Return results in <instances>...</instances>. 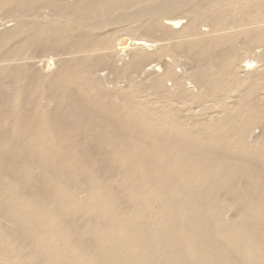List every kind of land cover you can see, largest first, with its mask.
<instances>
[{
    "label": "rangeland",
    "instance_id": "rangeland-1",
    "mask_svg": "<svg viewBox=\"0 0 264 264\" xmlns=\"http://www.w3.org/2000/svg\"><path fill=\"white\" fill-rule=\"evenodd\" d=\"M184 1H61L52 7L59 16L39 18L33 30L13 16L0 20V79L9 82L0 84V264H264V0L253 10L246 0ZM201 4L221 16L216 29ZM54 26L69 32L46 50ZM123 35L156 43L121 58L109 49L103 63L86 56ZM58 45L73 51L55 72L100 69L63 111L48 105L56 81L38 83L49 51L66 57ZM137 52L145 70L132 64ZM228 59L233 70L217 71ZM249 59L258 73L244 67ZM203 71L220 89L195 80ZM16 72L26 79L15 83ZM17 87L32 99H13ZM240 186L243 199L232 191ZM45 192L56 206L36 205Z\"/></svg>",
    "mask_w": 264,
    "mask_h": 264
},
{
    "label": "bare ground",
    "instance_id": "bare-ground-1",
    "mask_svg": "<svg viewBox=\"0 0 264 264\" xmlns=\"http://www.w3.org/2000/svg\"><path fill=\"white\" fill-rule=\"evenodd\" d=\"M61 1H68V0H4V1H0V4L1 5H3L2 7H0V20L1 19H8V18H10L11 16H13V17H15L14 19H16V21H18V23L20 22V25H25V26H29L32 30L34 29V22H40V19H44V18H46V17H51V18H54V17H57V16H59V14L60 13H58L54 8H52L53 7V5H55L56 3H59V2H61ZM72 1V0H71ZM85 1V3L87 2V0H77V2H84ZM169 1H173V0H165V2H169ZM186 1H184L183 0V2H181V5L182 6H184L186 3H185ZM254 0H246L245 1V6L247 7V9H249V10H253V8H255V6H254ZM210 3V2H209ZM0 5V6H1ZM177 4H174V3H170V5H169V8H170V11H172L173 9H174V7L176 6ZM83 6V5H82ZM85 6V5H84ZM208 6H207V4H205L204 6H203V4H201L200 5V9L199 10H201V11H205V12H201V15L203 16V17H205V20L207 21V22H209V24L211 25V26H214L213 28H215L216 26L215 25H217V19H220V15H217V14H213V12H209L210 10L207 8ZM173 8V9H172ZM159 10H162V8H159ZM262 10H264V2L262 3V5H261V11ZM160 12V11H159ZM151 13V12H150ZM101 14H103V13H101ZM210 15V16H209ZM138 17H142L143 16V14H141V15H137ZM40 18V19H39ZM173 21H175L176 23H180V20L178 19H176V18H171ZM86 23V22H85ZM87 27V26H86ZM90 28V27H89ZM212 28V29H213ZM232 28V27H231ZM53 33H54V35L52 36V38L48 41V43H47V41L44 43V48L46 49V50H49V49H51V47H52V45H50V43L52 42V41H57V42H59V41H63L66 37H67V35H68V32H69V30H63V31H61V30H58V29H56V27L54 26L53 28ZM216 29V28H215ZM48 30V29H47ZM50 30V29H49ZM35 31V30H34ZM36 31H39V30H36ZM43 31H46V29L45 30H43ZM139 31V30H138ZM87 32V31H86ZM141 32H143V31H141ZM181 32H183V31H181ZM140 33V32H139ZM145 34V33H144ZM143 35V34H142ZM156 36V35H155ZM206 36V35H205ZM167 39H169L170 37H166ZM190 38V37H189ZM264 38V37H263ZM262 38V39H263ZM108 39V38H107ZM135 40V41H134ZM136 40H138V41H142V42H140V43H138V42H136ZM163 40V39H162ZM109 41H110V44L109 45H105V42H104V44L103 45H99V44H93V45H91V47H89V49H88V51L90 52V54L89 55H86L87 57H91V59L92 60H97V57H101L102 58V63L105 61V59H106V57H110V56H112V54L111 53H109L110 51H108L109 49H113V48H117L115 51L114 50H112L111 52L116 56V57H118V58H121L122 56H124V54L126 53V52H129L131 49H137V48H146V47H154V45H155V43H156V41L155 40H150V39H146V38H133V37H130V36H128V35H126V36H120V37H117V38H114V39H109ZM175 41V40H174ZM179 41H180V39H179ZM257 42V41H256ZM255 42V43H256ZM83 46H85V47H88V44H84ZM58 47H61L60 49H59V52H58V54L60 55H65L66 57L65 58H63V57H57L56 55L57 54H55L53 51H49L48 52V54H47V59H46V61H44L45 62V66H44V70L45 69H47V68H50V70L49 71H47V72H44V74L42 75L43 76V78H39L38 79V83H44L47 79H49V81H51V80H55L56 81V84H55V88H56V92H55V97L54 98H50L49 99V103H48V105L49 106H51L52 107V105H53V107H54V105L56 106V107H58L59 109H61L62 108V104L65 102V98H69L70 96H71V93L72 94H74V93H76L75 91H76V87H78V88H81V87H83V86H86V85H88V83H91L95 78H99V76L97 75L98 74V71L100 70L99 68H94L93 66H88L87 67V65H81V67H83V70H84V72H83V70H82V75L80 76V75H76V76H74L75 78H73L72 76H65V74L66 73H62V72H55V67L57 66V64L58 63H66V64H70L71 62H66V61H69V60H71L70 58H68L67 56L73 51V49L72 48H69V47H65V45H58ZM171 46H169V48H170ZM174 50V49H173ZM100 52H102V53H100ZM174 52V51H173ZM233 52V51H232ZM172 53V52H171ZM176 52H174V54H175ZM184 53H185V51H184ZM87 54V53H86ZM176 55V54H175ZM137 57H141V54L140 53H136L135 55H134V58L131 60L133 63V65H135V68L137 69V70H145L146 68H144V61L142 60V59H140V60H137ZM224 57V56H223ZM260 57H263V56H260ZM84 57H80L79 59H75V61H78V60H84L83 59ZM88 59V58H87ZM238 59H240V58H238ZM201 61V64H204V62H203V60H200ZM235 60H233V59H228V60H226L225 62L224 61H218L217 62V71H223L224 69H227V68H229L230 67V65L232 66V70H233V68H234V64H233V62H234ZM22 62V61H21ZM247 63H246V65H244V67L248 70V71H250V72H253V74H256V73H258L257 71V69H253L252 70V67H254L255 66V64H256V60H254V59H249V60H247L246 61ZM12 63H16V61L15 62H12ZM17 63H19L18 61H17ZM113 63V62H112ZM197 63H200V62H197ZM120 64H122V62L120 63ZM122 65H124V64H122ZM197 65V64H196ZM1 66V65H0ZM157 66V65H156ZM195 66V65H194ZM201 66V65H200ZM199 66V67H200ZM204 66V65H203ZM207 66V65H206ZM20 67V68H19ZM93 67V68H92ZM151 67V66H150ZM154 67V66H153ZM195 67H197V66H195ZM16 68H19V69H22V68H25V65L24 64H18V65H16V66H14L13 67V69H16ZM149 68V67H148ZM147 68V69H148ZM206 68V67H205ZM1 69H4V68H2V67H0V70ZM88 69H89V71H88ZM136 69L134 70V72L136 71ZM195 69H197V68H195ZM260 70V69H259ZM53 71V72H52ZM88 71V72H87ZM49 72V73H48ZM51 72V73H50ZM55 72V73H54ZM145 72H147V71H145ZM151 72V71H150ZM53 73V74H52ZM142 73V72H141ZM144 73V72H143ZM214 73L216 74V71H214ZM166 75H168L169 73H165ZM165 74H164V76H165ZM261 74V73H260ZM213 74H210V73H208V72H206V71H203L202 73H201V75H196V79L195 80H197L198 82H201V84H202V87L204 86V85H206V84H208L207 86H206V89H212V91H215V90H217V89H220V87H218L217 86V84H215V81L214 80H211V78H210V76H212ZM256 76V75H255ZM237 77V76H236ZM217 78V77H216ZM23 79H26V76L24 75V74H20V73H18L17 74V72L15 73V75L13 76V81L15 82V83H19V82H21V80H23ZM202 79H204V80H206V81H204V80H202ZM71 81V82H70ZM1 82H3V85L5 84V83H7V84H9V82H8V80L6 79V80H3V79H0V84H1ZM98 82H99V85H100V80H98ZM10 83H12V82H10ZM6 84V85H7ZM50 84V83H49ZM224 84V83H223ZM232 84V83H231ZM11 85V84H10ZM34 85V84H33ZM36 85H40V84H36ZM52 86V85H51ZM177 86H181V84L180 83H178V85ZM176 86V87H177ZM224 86V85H223ZM73 87V88H72ZM68 88H71L70 90H71V92L68 90ZM157 88V87H156ZM169 88V87H168ZM175 88V87H174ZM15 90L16 91H14V89H13V96L12 97H14L13 99H18V100H23V99H32V92H28L27 94H25L24 96H22V94H21V92H19L21 89L20 88H15ZM30 91V90H29ZM31 93V94H30ZM47 93H48V95H50L51 94V91L48 89L47 90ZM105 93H109L108 91H105ZM117 93V92H116ZM116 93H115V95H114V99H116ZM225 93V92H224ZM201 94L202 93H200L199 94V96L197 97V98H199V97H201ZM186 95L187 96H189V94L188 93H186ZM131 95H128V97H130ZM192 96V95H191ZM49 98V97H48ZM67 98V99H68ZM120 98V97H119ZM192 98H193V96H192ZM253 99V98H252ZM17 100V101H18ZM70 100V99H69ZM194 100H196V99H194ZM198 101V100H197ZM83 102V101H82ZM81 102V103H82ZM127 102V101H126ZM196 102V101H195ZM200 102V101H199ZM240 102H241V100L240 101H238V103L240 104ZM78 103H79V101H78ZM77 103V101H76V104H78ZM248 103V102H247ZM35 104V103H34ZM45 104V103H44ZM66 104H68V103H66ZM80 104V103H79ZM83 104V103H82ZM258 104V103H257ZM36 105V104H35ZM48 105H44V106H48ZM75 105V104H74ZM247 105H249V104H247ZM69 105H67V107H68ZM259 106V105H258ZM65 107V106H64ZM72 107V106H71ZM57 108V109H58ZM68 108H70V107H68ZM72 108H74V107H72ZM124 109L126 108V107H123ZM44 110V112L46 111L45 109H48V108H43ZM52 109V108H51ZM79 109H80V107H79ZM62 110V109H61ZM242 110H244V108L242 109ZM63 111V110H62ZM82 111V110H81ZM80 111V112H81ZM252 111V110H251ZM243 112V111H242ZM70 113H75V111L74 110H70ZM69 113V114H70ZM79 113V112H78ZM264 113V112H263ZM41 114H44V113H41ZM65 114H67V113H65ZM107 115V114H106ZM253 115V114H252ZM61 116V115H60ZM70 116H72V115H70ZM69 116V117H70ZM74 116V115H73ZM56 118V117H55ZM65 117H63V119H64ZM71 118V117H70ZM71 119H73V118H71ZM245 119V118H244ZM248 119V118H247ZM70 120V119H69ZM87 120V119H86ZM64 121V120H63ZM66 121V120H65ZM88 121V120H87ZM135 122H137V121H142V118L141 117H137L136 118V120H134ZM57 122H59V121H57ZM79 122V121H78ZM97 122V120H96V118H94L93 116H92V118L89 120V123H90V125H93L94 123H96ZM124 121L123 120H121L120 121V123H118V125H124V126H126V123H123ZM100 123V122H99ZM64 124V123H63ZM76 124V123H75ZM62 125V124H61ZM68 125V124H67ZM80 125V124H79ZM69 127V126H68ZM72 127H73V125H72ZM71 127V128H72ZM74 127H75V125H74ZM73 127V128H74ZM101 126L98 124V126H97V128H100ZM72 128V129H73ZM96 128V129H97ZM69 130V129H68ZM79 130V129H78ZM72 131V130H71ZM74 131V130H73ZM70 132V131H69ZM100 132H107V129L106 128H104V129H101V131ZM66 133H67V131H66ZM73 133V132H72ZM117 134H119V131H117L116 132ZM71 134V133H70ZM120 134H121V132H120ZM42 135H44V134H42ZM67 135V134H66ZM63 136H65V135H63ZM73 137V136H72ZM71 137V135H70V138H72ZM83 137H85V136H83ZM39 138V137H38ZM67 138V137H66ZM69 138V139H70ZM74 138H75V136H74ZM79 139V138H78ZM82 139V138H81ZM85 140H86V138H84ZM226 139V138H225ZM71 140V139H70ZM73 141H74V139H72ZM219 142V141H218ZM221 142V141H220ZM249 142V141H248ZM63 143V142H62ZM74 143V142H73ZM246 143V142H245ZM43 144V143H42ZM66 144V143H65ZM100 144V143H99ZM76 145V144H75ZM90 145H91V143H90ZM257 145V144H256ZM65 146V145H64ZM72 145H69V147H71ZM79 146H80V144H79ZM79 146H78V148H79ZM84 146V145H83ZM37 147V146H36ZM62 147V146H61ZM66 147V146H65ZM67 147H68V145H67ZM68 147V148H69ZM100 147V146H99ZM102 147V146H101ZM29 148V147H28ZM74 148V147H73ZM82 148H84V147H82ZM81 148V149H82ZM95 148V147H94ZM30 150H32L31 148H29ZM46 149H47V147H46ZM67 149V148H66ZM65 149V150H66ZM75 149V148H74ZM80 149V148H79ZM93 149V148H92ZM101 149V148H100ZM51 150V149H50ZM59 150V149H58ZM87 150V149H86ZM46 151V150H45ZM71 151V150H70ZM75 151H77V149L75 150ZM13 152H15V151H13ZM19 151H17V153H18ZM30 152V151H29ZM72 152V151H71ZM89 152V151H88ZM90 152H91V150H90ZM27 153V152H26ZM61 152L59 151V154H60ZM67 153H69L70 154V152L68 151ZM73 153V152H72ZM76 153V152H75ZM83 152H81V154H82ZM196 153V152H195ZM20 154H22V152L20 153ZM24 154V153H23ZM42 154V153H41ZM62 154H66V153H62ZM89 154V153H88ZM29 155V154H28ZM80 156H82V155H80ZM21 157V156H20ZM27 157V156H26ZM57 157V156H56ZM79 157V156H78ZM25 158V157H24ZM59 158V157H58ZM58 158H56V159H58ZM69 158V157H68ZM52 159V158H51ZM73 159V158H72ZM76 159V158H75ZM79 159V158H78ZM83 159V158H82ZM81 159V160H82ZM91 159V158H90ZM70 160V159H69ZM85 160V159H84ZM83 160V161H84ZM24 161H26V159L24 160ZM53 161H54V158H53ZM59 161H60V158H59ZM59 161H57V162H59ZM64 161V160H63ZM77 161V160H76ZM55 162V161H54ZM70 162V161H69ZM75 162V161H74ZM87 162H89V160L87 161L86 160V164H87ZM92 162H93V159H92ZM94 162H95V160H94ZM2 163V162H1ZM4 163V162H3ZM26 163V165H30V166H33L34 164L33 163H30V162H25ZM62 163V162H61ZM79 163V162H78ZM5 164H6V161H5ZM20 164V163H19ZM46 164H49L50 165V163L49 162H47ZM45 164V165H46ZM57 164V163H56ZM75 164V163H74ZM76 164H77V162H76ZM90 164V163H89ZM2 164H0V166H1ZM79 165V164H78ZM91 165V164H90ZM69 166V165H68ZM63 167H65V166H63ZM86 167V166H85ZM6 168V167H5ZM9 168V167H8ZM59 168V167H58ZM58 168H57V170H58ZM72 168H74V167H72ZM77 168V167H76ZM87 168V167H86ZM254 168V167H253ZM91 169V168H90ZM74 170V169H73ZM87 170V169H86ZM85 170V171H86ZM79 171V170H78ZM106 171V170H105ZM12 172V171H11ZM57 172H59V171H57ZM74 172V171H73ZM53 173H54V171H53ZM63 173V172H62ZM68 173V172H67ZM71 173V172H70ZM76 173V172H75ZM92 172L90 171V174H91ZM2 174V173H1ZM9 174H10V172H9ZM15 174V173H14ZM51 174V173H50ZM60 174V173H59ZM74 173H72V175H73ZM87 174V173H86ZM116 174V173H115ZM57 175V174H56ZM61 175V174H60ZM9 176V175H8ZM8 176H6V177H8ZM46 176V175H45ZM75 176V175H74ZM79 176V175H78ZM95 176V175H94ZM52 177H54V176H52ZM65 177V176H64ZM67 177H69V175L67 176ZM66 177V178H67ZM80 177V176H79ZM88 177H90V176H88ZM10 178V179H9ZM55 178H57V176L55 177ZM70 178H72V177H70ZM75 178V177H74ZM62 179V178H61ZM60 179V180H61ZM81 179V178H80ZM87 179V178H86ZM91 179H92V177H91ZM8 180L9 181H13L14 182V180L12 179V177H8ZM48 180V179H47ZM52 180H54L53 178H52ZM57 180V179H56ZM56 180H55V182H56ZM64 180V179H63ZM62 180V181H63ZM68 180V179H67ZM70 180V179H69ZM16 181V180H15ZM25 182H27V183H30V181H29V179H25L24 180ZM45 181V180H44ZM61 181V182H62ZM88 181V180H87ZM94 181V180H93ZM65 182V181H64ZM71 182V181H70ZM33 183V182H32ZM44 183V182H43ZM50 183V182H49ZM57 183V182H56ZM68 183V182H67ZM75 183V182H74ZM87 183V182H86ZM95 183V182H94ZM117 183V182H116ZM51 184V183H50ZM82 184H84V183H82ZM81 184V185H82ZM41 185V184H40ZM48 185V184H47ZM73 185V184H72ZM79 185V184H78ZM92 185V184H91ZM97 185V184H96ZM95 185V186H96ZM43 186V185H42ZM77 186V185H76ZM90 186V185H89ZM56 187V186H55ZM70 187V186H69ZM244 187L245 186H240V187H237V188H240V189H232V191L233 192H235V193H237L238 195V197H239V199H243V195H241L242 193V190L244 189ZM37 188V187H36ZM46 188V187H45ZM93 188V187H92ZM47 189V188H46ZM54 189V188H53ZM91 189V188H90ZM174 189H178V187H176V186H174ZM230 189V188H229ZM92 190V189H91ZM43 191V190H42ZM68 191V190H67ZM70 191V190H69ZM88 191V190H87ZM90 191V190H89ZM36 192H38V191H36ZM48 192V191H47ZM51 192V191H50ZM91 192V191H90ZM39 193H41V192H39ZM72 193V192H71ZM43 194V193H42ZM213 194V193H212ZM53 194H51V197L50 196H48V193H44V195H43V197H42V200L40 201V202H38V204H36V200L34 199V198H29L28 199V204L30 205V206H33V205H40L39 207H43V206H45V205H52V204H55V200H54V198H53V196H52ZM91 195V194H90ZM38 196V195H37ZM81 196V195H80ZM55 199H57V198H55ZM40 200V199H39ZM57 202V201H56ZM117 205V204H116ZM54 206H56V204L54 205ZM59 207V206H58ZM114 207V206H113ZM117 207V206H116ZM46 208H48V207H46ZM56 208V207H55ZM45 209V208H44ZM43 209V210H44ZM57 209V208H56ZM73 214V213H72ZM71 215V214H70ZM68 217V216H67ZM73 217V216H72ZM75 217V216H74ZM61 218H63V217H61ZM88 218H89V216H88ZM87 218V219H88ZM66 219V218H65ZM64 219V220H65ZM67 219H70V218H67ZM135 219V218H134ZM3 220H5V219H3ZM9 222V221H8ZM141 223V222H140ZM90 228V227H89ZM15 232V231H14ZM17 233V232H16ZM151 233V232H150ZM18 234H19V231H18ZM30 236V235H29ZM30 239H32L31 237H30ZM32 241V240H31ZM22 242V241H21ZM87 243V242H86ZM23 244V243H22ZM261 244V243H260ZM264 244V243H263ZM262 244V245H263ZM24 245H26V244H23V246ZM22 246V247H23ZM29 246V245H28ZM47 246V245H46ZM149 246V245H148ZM95 249H97V248H94V250ZM23 250V249H22ZM97 250H99V249H97ZM250 261V260H249Z\"/></svg>",
    "mask_w": 264,
    "mask_h": 264
}]
</instances>
